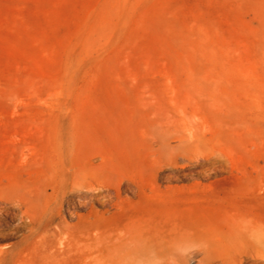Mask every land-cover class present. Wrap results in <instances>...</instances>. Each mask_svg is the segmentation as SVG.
<instances>
[{"label": "rangeland", "instance_id": "rangeland-1", "mask_svg": "<svg viewBox=\"0 0 264 264\" xmlns=\"http://www.w3.org/2000/svg\"><path fill=\"white\" fill-rule=\"evenodd\" d=\"M252 229L264 0H0V264H249Z\"/></svg>", "mask_w": 264, "mask_h": 264}, {"label": "bare ground", "instance_id": "bare-ground-1", "mask_svg": "<svg viewBox=\"0 0 264 264\" xmlns=\"http://www.w3.org/2000/svg\"><path fill=\"white\" fill-rule=\"evenodd\" d=\"M230 235L226 234L224 236L228 238L229 240H231ZM248 236H250V241H251L250 243L252 244V248L254 249V252L248 255L249 264H263L264 263V253H262V247H263L262 243L264 240V234L262 232L260 233L259 230L252 229L251 233L248 234ZM154 238L155 239H153L152 241L145 240L146 238H144L143 240L142 239L138 240L137 238H135V240L132 239L134 240L133 242L135 243L132 244V246H130L128 250L123 253L124 258L128 259L130 261V264H149L150 261H155L156 259L161 258V259H164L163 263L166 264V257L168 256V254L173 250L174 247H176L177 245H181V244L179 243L176 244L174 240L175 238L172 235L167 236V237L164 236L160 238L159 237L158 238L154 237ZM231 248L232 247L230 246L228 247V245H225L223 243V245H221L220 247V250L223 251V253H228ZM97 258L96 260H98ZM202 259L206 261L207 257H204ZM183 262L184 260L182 261L181 264H185ZM224 264H234V263L232 260H228L224 262Z\"/></svg>", "mask_w": 264, "mask_h": 264}, {"label": "clouds", "instance_id": "clouds-1", "mask_svg": "<svg viewBox=\"0 0 264 264\" xmlns=\"http://www.w3.org/2000/svg\"><path fill=\"white\" fill-rule=\"evenodd\" d=\"M199 251L196 245H177L166 257V264H181L185 259H189Z\"/></svg>", "mask_w": 264, "mask_h": 264}]
</instances>
